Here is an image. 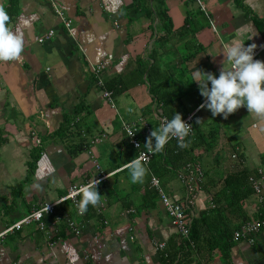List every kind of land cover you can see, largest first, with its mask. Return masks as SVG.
I'll return each instance as SVG.
<instances>
[{
    "label": "crops",
    "instance_id": "obj_1",
    "mask_svg": "<svg viewBox=\"0 0 264 264\" xmlns=\"http://www.w3.org/2000/svg\"><path fill=\"white\" fill-rule=\"evenodd\" d=\"M0 8L23 41L19 61H0V233L64 196L69 186L88 183L96 175L94 160L108 175L97 188L100 203L82 217L68 202L57 207L80 223L78 236L61 230L51 248L34 225L23 226L0 238V264H264V228L252 245L231 239L232 231L257 218L258 201L247 181L224 182L229 175L264 171V117L243 106L226 119L212 117L198 107L203 98L189 82L196 67L214 75L228 67L227 45H261L264 0H0ZM55 9L71 20L70 31ZM255 59L264 61V54ZM99 64L114 108L89 71ZM193 112L187 138L198 144L192 157L203 178L185 210L198 222L199 238L172 263L181 240L157 194H146L147 184L154 190L146 174L130 182L126 164L137 152L121 121L143 118L152 131L160 116L179 113L183 119ZM73 116L83 143L100 134L102 141L71 154L69 144L78 138L55 134ZM148 136L139 137L143 150ZM204 141L214 147L208 150ZM164 147L174 159L162 170L156 166L154 176L171 200L185 203L178 174L189 162L188 147L178 148L177 141ZM233 152L243 172L232 171ZM158 242L165 243V256L155 249Z\"/></svg>",
    "mask_w": 264,
    "mask_h": 264
},
{
    "label": "clouds",
    "instance_id": "obj_2",
    "mask_svg": "<svg viewBox=\"0 0 264 264\" xmlns=\"http://www.w3.org/2000/svg\"><path fill=\"white\" fill-rule=\"evenodd\" d=\"M8 19L7 13L0 8V61H19L23 41L18 31L8 27ZM255 47V44L244 46L243 42L227 45L222 53L223 61L226 60L229 66H222L218 75L197 67L191 72L189 82L197 84L199 94L203 98L199 108L210 111L212 117L220 114L226 119L229 114L243 106L248 113L264 117V61L253 58ZM199 122V120L196 121L197 124ZM191 129V125L185 123L179 113H174L171 119L165 118L160 126L152 130L146 138L144 143L146 152L141 153L139 158H133L127 162L126 168L130 182L143 181L147 171L146 153L161 152L164 145L171 139L177 141L178 148L187 147L186 137H189ZM109 174L112 175V173ZM99 183V180L94 179L90 183L81 185L72 193L73 196L81 197L76 205L80 215L87 212L89 205L95 207L100 203L101 194L97 190Z\"/></svg>",
    "mask_w": 264,
    "mask_h": 264
},
{
    "label": "built area",
    "instance_id": "obj_3",
    "mask_svg": "<svg viewBox=\"0 0 264 264\" xmlns=\"http://www.w3.org/2000/svg\"><path fill=\"white\" fill-rule=\"evenodd\" d=\"M55 13L61 22L64 24V27L67 31H70L71 20L65 19L63 14L55 9ZM53 35V32H48L44 38H40L38 42H43L44 40L49 39ZM254 55L253 58L255 59L258 55L264 54V35L262 39L261 45L253 50ZM104 67L102 65H89V71L93 76L94 82L103 89V83L101 79V74L103 72ZM112 94L108 91L103 89L102 91V98L110 105V107L114 108V104L112 102ZM195 112L188 114L182 120L190 124L192 129L190 132L189 137L193 136V122H194ZM165 119V117H159L158 122L159 126L161 122ZM74 123V122H73ZM76 123V121H75ZM73 125V124H72ZM121 130L124 134L129 145L137 152L136 158L141 156V153L146 152L141 147V140L142 136H147L150 131V125L143 119L139 118L137 121L134 122H125L121 121ZM133 133V135H129ZM85 137V134L79 133ZM141 136V137H140ZM105 135L100 134L89 141V145L85 142L84 149H90L91 146H95L96 144L100 143ZM140 137V138H139ZM187 138V137H186ZM170 141H176L175 139H171ZM167 144V143H166ZM138 145V147H137ZM146 167L149 165L152 157L154 154L146 153ZM231 161L234 163V167L232 171L236 172H243V160L239 157L237 152H233L230 156ZM93 165L96 170V175L88 182H92L94 179L100 181L97 184V188L101 186V184L105 181L108 177L107 174L102 172L96 161H93ZM179 180L182 182L185 191H186V199L185 203H180L178 201L171 200L161 189L159 185V181L155 177H151L150 185L157 193L158 199L166 211L171 223L176 227L178 236L180 240L188 241L189 233H190V223L191 220L188 219L186 215V205L188 204L189 198L196 194L197 187L202 181L203 173L201 167L197 163L188 162L183 171L178 174ZM246 181L249 185V188L253 195L256 197L258 201L257 207V218L253 220H249L244 222L240 228L235 230L232 235V240L234 241H245L248 244H254L256 236L259 232L264 228V171L261 168H258L255 174L246 175ZM87 184V183H86ZM81 185H72L69 186L65 195L59 198L58 200L52 203L42 204L36 208H33L28 215L24 218L19 220L18 222L12 224L11 226L5 228L0 233V238H3L9 233L14 231L20 230L23 226L34 225L35 229L43 234L44 240L48 243L49 247H53L55 245V240L57 235L61 233V230L68 231L73 235L78 236L80 234V223L76 220L70 218L69 216H64L63 214L57 213V207L65 202H68L70 206L74 209L76 216L82 217L78 212L76 207L78 201L80 200V195L73 196L72 193L77 191ZM62 200V201H61ZM57 201H61L57 203ZM47 206V207H46ZM46 208V211H45ZM129 212V211H127ZM155 249L163 252V255H166V245L165 243H154L153 244Z\"/></svg>",
    "mask_w": 264,
    "mask_h": 264
},
{
    "label": "trees",
    "instance_id": "obj_4",
    "mask_svg": "<svg viewBox=\"0 0 264 264\" xmlns=\"http://www.w3.org/2000/svg\"><path fill=\"white\" fill-rule=\"evenodd\" d=\"M156 15L159 19H161V21L165 22V13L164 10H159V8L156 6ZM75 116L71 117L70 119H65L64 120V124L62 125V127L59 129V131L55 134V136H57L58 138L62 139V140H70L72 141V138L77 137L78 138V142H74V144H69L70 145V153L71 154H76L82 150H84V143L81 139H79L80 135L79 132L77 131V129H79L75 123ZM74 122V123H73ZM73 124V125H72ZM77 127V128H76ZM195 141V140H194ZM193 142V141H192ZM190 139L186 138V143H187V147H188V151L189 154H187L188 160L189 162H194V158L192 157V151H193V145L198 146L197 142L192 143ZM70 143V142H69ZM203 143L208 144L207 141H204ZM187 147L183 148L184 150L187 149ZM208 150H211L214 147V144L210 143L208 144ZM174 159V157H169L168 155V148L167 147H163V150L159 153H157L153 159L152 162L150 163V165L148 166L147 171H146V182H149L151 180V177H155V176H159L157 174H155V167H160L162 170L169 162L168 159ZM168 161V162H167ZM196 161V160H195ZM197 162V161H196ZM165 172V170H163ZM164 172H161L160 174H163ZM154 173V174H153ZM151 175V176H150ZM155 175V176H154ZM247 175V174H246ZM246 175L245 173H241V175H229L226 177L225 179V183L228 184L230 181H236V179H238V181L245 182L246 181ZM157 178V177H156ZM240 179V180H239ZM150 184V183H149ZM245 188H247V186L245 185ZM146 194L147 195H151V197H155L157 193H155L154 190L148 189V184H147V190H146ZM154 191V192H153ZM233 232L231 233V239H232V235ZM198 237V222L196 220H192V222L190 223V233H189V239L188 241H184L181 240L179 245L177 246L176 249V253L173 254L168 261L172 262L176 260L177 255L181 254L182 251H186L189 252L191 249V245L192 243L195 242V240H197ZM226 245V251L228 249V245ZM172 260V261H171Z\"/></svg>",
    "mask_w": 264,
    "mask_h": 264
}]
</instances>
